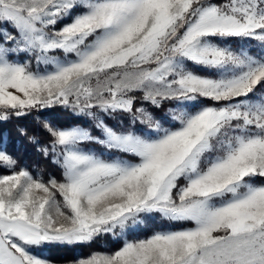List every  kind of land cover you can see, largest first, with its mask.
<instances>
[{"label": "snow or ice", "instance_id": "6c2138e0", "mask_svg": "<svg viewBox=\"0 0 264 264\" xmlns=\"http://www.w3.org/2000/svg\"><path fill=\"white\" fill-rule=\"evenodd\" d=\"M166 101L164 122L145 107ZM56 105L100 135L45 124L60 178L0 147V264L152 214L181 226L73 264H264V0H0V122Z\"/></svg>", "mask_w": 264, "mask_h": 264}, {"label": "trees", "instance_id": "16d2710c", "mask_svg": "<svg viewBox=\"0 0 264 264\" xmlns=\"http://www.w3.org/2000/svg\"><path fill=\"white\" fill-rule=\"evenodd\" d=\"M219 2V0H218ZM136 95H140L137 93ZM172 101H166L163 107L156 109L151 105L147 108L155 115L166 112L168 106L173 105ZM45 124L66 128L74 125L89 126L91 123L83 116L75 114L70 108H64L56 105L50 108L33 109L27 115L20 117H11L7 122H0V137H3L4 143L0 147L6 148L9 154L18 161L17 167L26 166L33 175L42 176L47 179L51 175L60 178L61 170L55 165L51 155L45 156L43 148L46 147L51 137L45 129ZM11 174L6 167H0V175ZM166 224L170 221L164 220ZM170 225V224H169ZM186 224L184 226H188ZM168 225L162 228H167ZM181 225L172 222V228H178ZM150 229L146 233L149 235ZM106 245L100 241H92L90 243L69 245H52L47 254L43 255L49 260L57 263L68 262L76 257L79 250L82 256H88L95 251H115L121 246L122 241H113L109 236L105 237Z\"/></svg>", "mask_w": 264, "mask_h": 264}, {"label": "rangeland", "instance_id": "374dc122", "mask_svg": "<svg viewBox=\"0 0 264 264\" xmlns=\"http://www.w3.org/2000/svg\"><path fill=\"white\" fill-rule=\"evenodd\" d=\"M56 27L59 28V27H61V25L57 24ZM230 44L233 47L240 45V44H247L249 47H257V42H255V41H245V40H241L238 38H233L230 41ZM56 55L61 56L63 54L58 52V53H56ZM172 102H174V103H172L173 105L168 106V109L166 110V112H164L163 114H160V115H155V114H153V115L158 120H160L161 122H164L169 117L171 110L174 109V107L176 105L175 101H172ZM145 107H147L146 104H145ZM95 111H96L97 115L102 117L110 126L128 127L130 124V121H131V117L127 114H124V113H115L112 116H108V115L102 113L99 109H96ZM74 113L77 115L83 116L85 119H88L90 121L91 124L89 126H82V127L88 128L92 132L93 135H96V136L100 135L99 131L94 128L95 121L91 117L80 114L79 112H74ZM134 127L136 129H143L145 126L137 123L134 125ZM84 147L86 150H91L97 154L103 155L104 157H109V156L119 157L121 155V153H119V152L109 151L105 147H103L99 144H96V143H87L84 145ZM38 176H40V174ZM164 220H166V219L161 217L159 214L142 216L136 224L129 226V228L126 230V233H127L126 236L116 237V236H113L112 234H102L100 237L94 239V241H100L102 244L106 245V239H105L106 236H109L110 239L113 241H118V240L123 241L124 239H143V238L150 236L153 232H156V231L175 230V228L171 227V224H172L171 221H170V223H169L170 225H169V224H166ZM166 225H168L167 228L163 229L162 227L166 226ZM188 226H191V225H188ZM147 229L151 230L149 235L145 234ZM84 243H90V242H84ZM80 244H83V243H80ZM74 245H76V244H74ZM74 245H69V246H74ZM51 246L52 245H48V246L43 247L40 250L39 254L42 256L47 254L46 250H48ZM96 252L110 253L112 251H95L92 253H96ZM92 253H90V254H92ZM84 257L85 256H82L81 252L78 250L76 257H74V259H72L71 261L63 262V263H57V262H53L51 260L50 261L52 262V264H73L74 260L84 258Z\"/></svg>", "mask_w": 264, "mask_h": 264}]
</instances>
